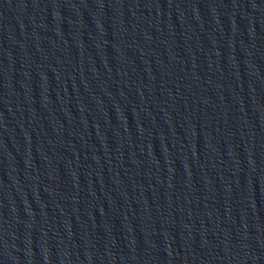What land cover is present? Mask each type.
<instances>
[{
	"label": "water",
	"instance_id": "water-1",
	"mask_svg": "<svg viewBox=\"0 0 264 264\" xmlns=\"http://www.w3.org/2000/svg\"><path fill=\"white\" fill-rule=\"evenodd\" d=\"M0 264H264V0H0Z\"/></svg>",
	"mask_w": 264,
	"mask_h": 264
}]
</instances>
